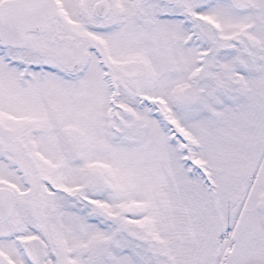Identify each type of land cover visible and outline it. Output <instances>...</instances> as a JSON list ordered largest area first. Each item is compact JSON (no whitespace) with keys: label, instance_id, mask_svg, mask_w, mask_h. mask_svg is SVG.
<instances>
[{"label":"snow or ice","instance_id":"1","mask_svg":"<svg viewBox=\"0 0 264 264\" xmlns=\"http://www.w3.org/2000/svg\"><path fill=\"white\" fill-rule=\"evenodd\" d=\"M0 264H264V0H0Z\"/></svg>","mask_w":264,"mask_h":264}]
</instances>
